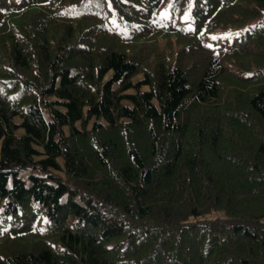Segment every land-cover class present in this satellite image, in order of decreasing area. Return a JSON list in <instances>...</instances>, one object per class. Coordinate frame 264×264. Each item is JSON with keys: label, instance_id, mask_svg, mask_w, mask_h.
Here are the masks:
<instances>
[{"label": "trees", "instance_id": "16d2710c", "mask_svg": "<svg viewBox=\"0 0 264 264\" xmlns=\"http://www.w3.org/2000/svg\"><path fill=\"white\" fill-rule=\"evenodd\" d=\"M0 264H264V0H0Z\"/></svg>", "mask_w": 264, "mask_h": 264}, {"label": "rangeland", "instance_id": "374dc122", "mask_svg": "<svg viewBox=\"0 0 264 264\" xmlns=\"http://www.w3.org/2000/svg\"><path fill=\"white\" fill-rule=\"evenodd\" d=\"M231 32L226 30V29H222V28H217L214 29L213 31H210L207 33V40L209 43H217V42H221L224 41L225 39H228L231 37ZM213 37H215V39H213ZM174 38L172 37L171 40H173ZM166 42V39L163 37L162 39L159 40V43L162 44V42ZM164 44H162L163 46ZM140 74H138L137 76H135L134 78H138Z\"/></svg>", "mask_w": 264, "mask_h": 264}, {"label": "snow or ice", "instance_id": "6c2138e0", "mask_svg": "<svg viewBox=\"0 0 264 264\" xmlns=\"http://www.w3.org/2000/svg\"><path fill=\"white\" fill-rule=\"evenodd\" d=\"M213 39H215V37H213ZM209 47H211V46L209 45Z\"/></svg>", "mask_w": 264, "mask_h": 264}]
</instances>
